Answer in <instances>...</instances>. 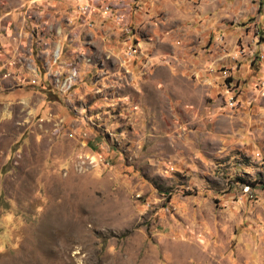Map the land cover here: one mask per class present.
<instances>
[{"label":"rangeland","instance_id":"obj_1","mask_svg":"<svg viewBox=\"0 0 264 264\" xmlns=\"http://www.w3.org/2000/svg\"><path fill=\"white\" fill-rule=\"evenodd\" d=\"M71 1L0 0V264H264V55L205 39L255 14Z\"/></svg>","mask_w":264,"mask_h":264},{"label":"crops","instance_id":"obj_2","mask_svg":"<svg viewBox=\"0 0 264 264\" xmlns=\"http://www.w3.org/2000/svg\"><path fill=\"white\" fill-rule=\"evenodd\" d=\"M138 1L139 0H126L127 5H129L130 7L135 5V3L137 4ZM241 2L242 3L238 6V13H240L242 16L247 14H255L251 26H246L242 29L243 32H238V34L234 32H228L227 34H225V37H216L212 40H210V36H206L205 39H207V41H210V50L213 52V54L217 53L218 50H222V47L224 45L228 48L227 50H230L231 52H234L240 45L239 47H242L244 56H241L239 59H247V57L254 52H258L259 55H264V1H262L260 4H258L259 2L257 4H254L249 0H242ZM122 3L123 0H115V5H122ZM195 4V15H197L199 18H202V16L205 17L203 23H201V30L208 31V34H210L212 30H215L217 28V17L214 15L217 12L216 0H195ZM72 5L74 4L72 3ZM99 13L102 12L97 9L94 15H97ZM79 15L80 14H78L77 12L76 14H74V16L77 18H80ZM106 16L108 17L110 15L107 14ZM5 17H7V23H10V19H13V16L11 17L9 16V14H7ZM248 28H250L249 31ZM223 40L226 41L224 45L221 42ZM241 69L243 68L241 67ZM241 69L233 70L232 72L228 69H223L218 73V75L215 74L216 77L213 79V82H217V85L222 84L221 88L224 92V95H226V93L230 95L234 94L235 96H237V99L238 96H240L236 75H239L238 73L242 72ZM222 72L224 73L223 75H225V77L228 74V78H225L222 75ZM261 72L264 75V60H262ZM261 99L264 101V90L261 92Z\"/></svg>","mask_w":264,"mask_h":264},{"label":"built area","instance_id":"obj_3","mask_svg":"<svg viewBox=\"0 0 264 264\" xmlns=\"http://www.w3.org/2000/svg\"><path fill=\"white\" fill-rule=\"evenodd\" d=\"M74 2V6L77 10V12L84 18L85 21H91L93 19L94 14L96 13V10L98 9L104 14H108L110 16H114V21L117 25H122V29L125 32L129 31L128 25L126 22H122L119 20V13L121 9H125L127 5L126 0H123L122 5H115V0H72ZM104 5H111V12H104ZM228 78V74L227 77ZM71 82L68 84V87H70ZM228 87V86H227ZM226 87V88H227ZM226 106L230 110L236 109V105L228 104L226 102Z\"/></svg>","mask_w":264,"mask_h":264},{"label":"bare ground","instance_id":"obj_4","mask_svg":"<svg viewBox=\"0 0 264 264\" xmlns=\"http://www.w3.org/2000/svg\"><path fill=\"white\" fill-rule=\"evenodd\" d=\"M108 6H109V5H107L105 8L108 9ZM58 49H59V48H58Z\"/></svg>","mask_w":264,"mask_h":264}]
</instances>
